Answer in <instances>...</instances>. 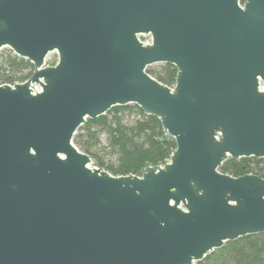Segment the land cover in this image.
<instances>
[{"label":"water","instance_id":"1","mask_svg":"<svg viewBox=\"0 0 264 264\" xmlns=\"http://www.w3.org/2000/svg\"><path fill=\"white\" fill-rule=\"evenodd\" d=\"M3 47L33 71L0 84V264H196L264 233V178L219 170L264 158V0H0ZM128 104L175 148L114 176L73 137Z\"/></svg>","mask_w":264,"mask_h":264},{"label":"trees","instance_id":"2","mask_svg":"<svg viewBox=\"0 0 264 264\" xmlns=\"http://www.w3.org/2000/svg\"><path fill=\"white\" fill-rule=\"evenodd\" d=\"M55 62L54 54L47 64ZM32 71L33 64L9 48L0 52V84L24 82ZM146 71L167 86L175 82L177 70L171 64L151 65ZM73 144L88 154L95 166L114 176L138 174L145 165H161L175 148L159 119L146 115L136 104L115 106L94 120L87 119L77 129ZM219 170L234 177L249 173L264 178V158H228ZM196 264H264V233L228 241Z\"/></svg>","mask_w":264,"mask_h":264},{"label":"rangeland","instance_id":"3","mask_svg":"<svg viewBox=\"0 0 264 264\" xmlns=\"http://www.w3.org/2000/svg\"><path fill=\"white\" fill-rule=\"evenodd\" d=\"M142 40H144V41H149V37L148 36H144V37H142ZM5 48L6 47H3V48H0V52H2L3 50H5ZM54 56V54L53 53H50L48 56H47V58H46V62L47 61H49L52 57ZM156 64H153L152 66H155ZM104 138L102 137V140H103Z\"/></svg>","mask_w":264,"mask_h":264}]
</instances>
